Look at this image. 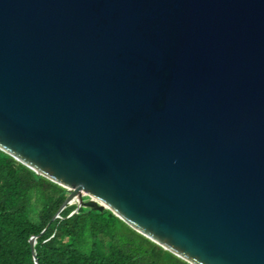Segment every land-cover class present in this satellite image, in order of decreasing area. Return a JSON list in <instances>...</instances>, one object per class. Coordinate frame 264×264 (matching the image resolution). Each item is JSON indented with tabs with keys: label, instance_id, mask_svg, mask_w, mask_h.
I'll return each mask as SVG.
<instances>
[{
	"label": "water",
	"instance_id": "95a60500",
	"mask_svg": "<svg viewBox=\"0 0 264 264\" xmlns=\"http://www.w3.org/2000/svg\"><path fill=\"white\" fill-rule=\"evenodd\" d=\"M0 150L61 210L264 264V0H0Z\"/></svg>",
	"mask_w": 264,
	"mask_h": 264
},
{
	"label": "trees",
	"instance_id": "16d2710c",
	"mask_svg": "<svg viewBox=\"0 0 264 264\" xmlns=\"http://www.w3.org/2000/svg\"><path fill=\"white\" fill-rule=\"evenodd\" d=\"M69 196L0 150V264H188L109 210H61Z\"/></svg>",
	"mask_w": 264,
	"mask_h": 264
}]
</instances>
